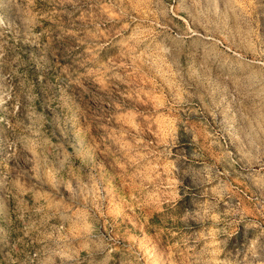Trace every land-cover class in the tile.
I'll return each instance as SVG.
<instances>
[{"label": "rangeland", "instance_id": "1", "mask_svg": "<svg viewBox=\"0 0 264 264\" xmlns=\"http://www.w3.org/2000/svg\"><path fill=\"white\" fill-rule=\"evenodd\" d=\"M0 264H264V0H0Z\"/></svg>", "mask_w": 264, "mask_h": 264}]
</instances>
